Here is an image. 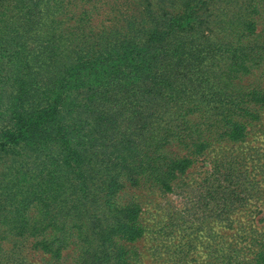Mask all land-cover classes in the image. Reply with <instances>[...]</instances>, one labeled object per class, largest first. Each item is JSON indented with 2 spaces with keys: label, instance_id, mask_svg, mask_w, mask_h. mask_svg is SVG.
Returning <instances> with one entry per match:
<instances>
[{
  "label": "trees",
  "instance_id": "16d2710c",
  "mask_svg": "<svg viewBox=\"0 0 264 264\" xmlns=\"http://www.w3.org/2000/svg\"><path fill=\"white\" fill-rule=\"evenodd\" d=\"M218 1L233 5L230 0H0V51L22 59L26 77L45 72L51 80L25 81L37 97L36 115L11 127L0 141L42 154L50 167H39L36 177L29 174L32 186L54 191L53 185L66 180L82 182L85 156L105 146L109 131L122 137L119 108L131 102L127 118L155 113L158 120L150 126V155L144 156L142 147L130 160L128 146L108 145L119 165L95 188L108 203L105 210L118 215L134 217L138 205L128 190L139 186L141 176L150 172V188L171 190L197 154L247 139L264 119V87L247 78L251 69L264 66L259 27L264 0H236L241 28L227 29L229 41L210 48L204 37L213 32L209 18ZM244 38L251 41L243 43ZM103 123L108 126L102 130ZM121 227L137 235L133 222ZM43 234L36 245L53 253L54 240ZM254 241L247 260L264 264V238Z\"/></svg>",
  "mask_w": 264,
  "mask_h": 264
},
{
  "label": "rangeland",
  "instance_id": "374dc122",
  "mask_svg": "<svg viewBox=\"0 0 264 264\" xmlns=\"http://www.w3.org/2000/svg\"><path fill=\"white\" fill-rule=\"evenodd\" d=\"M230 1L232 7L222 1L212 7L213 32L204 37L210 48L229 41L227 29L241 28L243 16L234 7L236 0ZM259 27L264 31V25ZM23 64L0 51V141L11 127L36 115L37 97L25 81L51 82L45 72L26 77ZM247 78L264 87V66L251 69ZM119 110L124 115L117 128L122 137L109 131L104 147L86 153L82 182L66 180L53 185L54 191L32 186L35 179L29 178L30 173L37 176L39 167H50L41 153L0 143V260L4 264L12 259L17 264H251L247 258L254 239L264 238V119L244 141L228 147L212 145L197 154L171 190L150 188V172L141 176L139 186L128 190L138 205L131 218L105 210L103 203H108L101 201L95 187L106 171L119 165V155L108 151L111 142L121 149L128 146L130 160L142 147L140 152L150 155V126L158 118L155 113L127 118L133 112L132 102ZM101 126L103 130L108 124ZM34 192L40 196H32ZM30 198L34 202L25 207ZM125 221L133 222L137 235L122 229ZM43 233L54 240L53 253L36 245Z\"/></svg>",
  "mask_w": 264,
  "mask_h": 264
}]
</instances>
